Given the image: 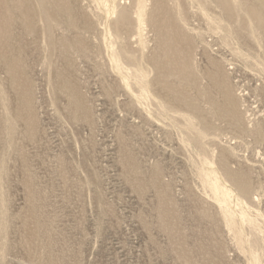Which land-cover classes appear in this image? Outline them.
Listing matches in <instances>:
<instances>
[{"label":"rangeland","instance_id":"1","mask_svg":"<svg viewBox=\"0 0 264 264\" xmlns=\"http://www.w3.org/2000/svg\"><path fill=\"white\" fill-rule=\"evenodd\" d=\"M106 1L0 0V264H264V0Z\"/></svg>","mask_w":264,"mask_h":264},{"label":"bare ground","instance_id":"2","mask_svg":"<svg viewBox=\"0 0 264 264\" xmlns=\"http://www.w3.org/2000/svg\"><path fill=\"white\" fill-rule=\"evenodd\" d=\"M97 1H98V0H97ZM99 1H100V0H99ZM134 1H135V3H137L138 5H139L140 3L143 2L144 7L146 6V5L144 4V1H146V0H134ZM151 1H152V0H151ZM101 2H102V1H101ZM103 2H104V1H103ZM106 2H107V1L105 0V3H106ZM157 2H158V1H157ZM10 3H11V2H10ZM10 3H9V4H10ZM108 4H109V3H108ZM129 4H132V3H129ZM129 4H128V5H129ZM153 4H154V3H153ZM155 4H156V3H155ZM5 5H6V4H5ZM119 5H120V4H119ZM150 5H151V4H150ZM117 6H118V5H116V7H117ZM121 6H122V5H121ZM131 6H132V5H131ZM136 6H137V5H136ZM151 6H152V5H151ZM84 7H85V6H84ZM102 7H103V6H102ZM118 7H119V6H118ZM155 7H156V5H155ZM164 7H165V6H164ZM0 8H1V7H0ZM119 8H120V7H119ZM119 8H118V9H119ZM131 8H132V7H131ZM131 8H130V9H131ZM157 8H158V7H157ZM161 8L164 9L163 7H161ZM61 9H62V8H61ZM116 9H117V8H116ZM118 9H117V10H118ZM133 9H134V8H133ZM150 9H153V8L150 7ZM159 9H160V8H159ZM165 9H166V8H165ZM167 9H168V8H167ZM0 10H1V9H0ZM126 10H127L126 7H125V8H120V9H119V13H118V14H119V15H118L119 17H118V18L116 17L117 19H114L116 24H117L118 22H120V21H123V20H125V21H129V20L131 19V15H130V13H128V15H127L126 17H123V12L126 11ZM154 10H155V8H154ZM39 11H40V9H39ZM57 11H58V10H57ZM104 11H105V10H104ZM115 11H116V10H115ZM156 11H157V10H156ZM166 11H167V10H166ZM9 12H10V11H9ZM43 12H44V11H43ZM111 12H112V11H111ZM113 12H114V11H113ZM117 12H118V11H117ZM117 12H116V13H117ZM128 12H129V8H128ZM149 12H150V11H149ZM151 12H152V11H151ZM159 13H160V12H159ZM165 13H166V12H165ZM247 13H248V12H247ZM28 14H29V13H28ZM114 14H115V13H114ZM156 14H157V13H156ZM160 14H161V13H160ZM39 15H40V13H39ZM82 15H83V14H82ZM110 15H111V14H110ZM135 15H136V14H135ZM135 15H134V16H135ZM106 16H107V15H106ZM115 16H117V15H115ZM115 16H114V17H115ZM247 16H248V15H247ZM109 17H110V16H109ZM148 17H149V16H148ZM161 17H162V16H161ZM27 18H28V17H27ZM48 18H49V17H48ZM135 18H136V17H135ZM145 18H146V17H145ZM155 18H156V16H155ZM246 18H247V17H246ZM46 19H47V18H46ZM138 19H139V18H138ZM26 20H27V19H26ZM29 20H30V19H29ZM37 20H38V18H37ZM40 20H41V19H40ZM151 20H152V18H151ZM155 20H156V19H155ZM155 20H154V21H155ZM166 20H167V19H166ZM250 20H252V18H250ZM12 21H13V20H12ZM35 21H36V20H35ZM45 21H46V20H45ZM47 21H48V20H47ZM112 21H113V20H112ZM146 21H148V20H146ZM187 21H188V20H187ZM2 22H7L6 19H5V17H4V19H3ZM26 22H27V21H26ZM30 22H31V21H30ZM107 22H108V21H107ZM136 22H137V20H136ZM142 22H143V21H142ZM144 22H145V21H144ZM182 22H184V21H182ZM134 23H135V22H134ZM137 23H138V22H137ZM185 23H186V22H185ZM4 24H5V23H4ZM126 24H127V23H126ZM126 24H124V25H126ZM73 25H74V24H73ZM79 25H80V24H79ZM88 25H89V24H88ZM106 25H107V24H106ZM127 25H128V24H127ZM129 25H130V24H129ZM136 25H137V24H136ZM122 26H123V25H122ZM137 26H138V25H137ZM140 26H141V25H140ZM169 26H170V25H169ZM87 27H88V26H87ZM96 27H97V26H96ZM123 27H125V26H123ZM132 27H134V26H132ZM154 27H155V26H154ZM45 28H46V27H45ZM125 28H126V27H125ZM129 28H130V26H129ZM134 28H135V27H134ZM157 28H158V27H157ZM158 29H159V28H158ZM188 29H189V28H188ZM112 30H114V29H112ZM119 30H120V29H119ZM130 30H131V29H130ZM134 30H135V29H134ZM141 30H142V29H141ZM161 30H162V28H161ZM161 30H160V32H161ZM88 31H89V30H88ZM115 31H116V37H117V39H122V38H123L122 35L124 34V32L121 30V31L123 32V33L121 34V33H118L117 30H115ZM164 31H165V30H164ZM160 32H159V33H160ZM5 33H6V32H5ZM129 33H130V32H129ZM157 33H158V31H157ZM112 35H113V34H112ZM128 35H129V34H128ZM157 35H158V34H157ZM161 36H162V35H161ZM161 36H160V39H162ZM125 37H126V36H125ZM163 37H164V39L166 38L165 36H163ZM110 38H111V37H110ZM127 38L129 39L128 36H127ZM111 39H112V38H111ZM142 39H143V38H142ZM135 40H136V39H135ZM140 40H141V39H140ZM165 40H166V39H165ZM165 40L162 39L163 42H164ZM123 41H125V40L123 39ZM128 41L130 42V40H128ZM125 42H127V41H125ZM129 42H128L127 44H129ZM140 42H141V41H140ZM142 42H143V41H142ZM165 42H166V41H165ZM121 43H122V42H121ZM138 43H139V42H138ZM166 43H167V42H166ZM117 44H118V42H117ZM125 44H126V43H125ZM127 44H126V46H127ZM145 44H146V43H145ZM167 44H168V43H167ZM185 44H186V43H185ZM160 45L162 46V44H160ZM194 45H196V44H194ZM120 46H121V45H120ZM133 46H134V45H133ZM133 46H132V47H133ZM161 46H160V47H161ZM163 46H164V45H163ZM185 46H187V44H186ZM197 46H198V45H197ZM117 47H118V46H116V48H117ZM124 47H125V46H124ZM191 47H192V46H191ZM195 47H196V46H195ZM125 48H126V47H125ZM161 48H162V47H161ZM168 48H169V47H168ZM188 48H190V46H188ZM118 49H119V50H122V48L120 49V47H118ZM113 50H114V48H113ZM113 50H112V51H113ZM125 50H126V49H125ZM181 50H182V49H181ZM181 50H180V53L182 52ZM188 50H189V49H187V51H186V50H184V51L189 52ZM115 51H116V50H115ZM130 51H131V50H130ZM140 51H141V50H140ZM166 51H167V50H166ZM166 51H164V52H166ZM120 52H121V51H120ZM123 52H124V51H123ZM125 52H127V51H125ZM125 52H124V53H125ZM170 52H171V51H170ZM142 53H143V51H142ZM149 53H150V52H149ZM152 53H153V52H152ZM167 53H168V52H167ZM117 54H118V53H116V55H117ZM121 54H122V53H121ZM161 54H162V51H161ZM170 54H171V53H170ZM175 54H176V53H175ZM183 54H185V52H184ZM118 55H119V54H118ZM123 55L125 56V54H123ZM132 55H133V53H132ZM135 55H136V54H135ZM143 55H144V54H143ZM143 55H142V56H143ZM163 55H164V54H163ZM167 55H169V53H168ZM180 55H181V54H180ZM113 56H114V55H113ZM136 56H137V55H136ZM157 56H159V55H157ZM165 56H166V55H165ZM182 56H183V55H182ZM188 56H189V55H188ZM115 57H118V56H115ZM126 57H127V56H126ZM134 57H135V56H134ZM140 57H141V56H140ZM140 57H139V59H140ZM143 57L146 58V56H143ZM167 57H168V56H167ZM184 57H185V56H184ZM110 58H111V57H110ZM120 58H121V57H120ZM120 58H119V59H120ZM131 58H132V57H131ZM137 58H138V57H137ZM137 58L135 57V60H138ZM145 58H144V59H145ZM148 58H149V57H148ZM180 58H181V57H180ZM189 58H190V57H189ZM142 59H143V58L141 57L140 60H142ZM161 59H162V58H161ZM169 59L172 60L173 58H172V59L169 58ZM190 59L192 60V58H190ZM10 60H11V59H10ZM140 60H139V61H140ZM145 60H146V59H145ZM170 60H169V61H170ZM176 60H177V59L175 58V61H176ZM187 60L189 61L188 58H187ZM6 61H7V60H6ZM118 61H119V60H118ZM122 61H123V60H122ZM147 61H148V60H147ZM163 61H166V62H167V60H166V59L164 60V58H163ZM169 61H168V62H169ZM8 62H9V61H8ZM11 62H12V60H11ZM125 62H126V61H125ZM133 62H134V61H133ZM172 62H174V59H173ZM178 62H179V61H178ZM214 62H216V61H214ZM9 63H10V62H9ZM141 63H142V62H141ZM183 63H184V62H183ZM185 63H186V62H185ZM189 63H190V62H189ZM189 63H188V65H189ZM191 63H192V61H191ZM118 64H119V63H118ZM135 64H136V63H135ZM166 64H167V63H166ZM214 64H215V63H214ZM8 65H9V64H8ZM119 65H120V64H119ZM126 65H127V64H126ZM133 65H134V64H133ZM136 65H137V64H136ZM150 65H151V64H150ZM168 65H169V63H168ZM173 65H176V64H173ZM173 65H172V66H173ZM183 65H185V64H183ZM186 65H187V64H186ZM188 65H187V66H188ZM212 65H213V63L211 64V66H212ZM216 65H218V64H216ZM142 66H143V65H142ZM156 66H157V65H156ZM159 66H160V65H159ZM162 66H163V65H162ZM169 66H171V64H170ZM177 66H178V65H177ZM181 66H182V65H181ZM128 67H129V66H128ZM140 67H141V66H140ZM144 67H145V65H144ZM152 67H153V66H152ZM157 67H158V66H157ZM179 67H180V66H179ZM183 67L187 70V68H186L185 66H183ZM190 67H191V66H190ZM218 67H219V65H218ZM8 68H9V67H8ZM13 68H15V67H13ZM119 68H120V66H119ZM145 68H146V67H145ZM162 68H163V67H162ZM184 68H182V69L184 70ZM192 68H193V67H192ZM216 68H217V67H216ZM121 69H122V68H121ZM131 69H132V68H131ZM135 69H136V68H135ZM142 69H143V67H142ZM142 69H139V68H138L137 71H136V70H135V71H136V76H137V78H138V83H139V84H140V85L146 90L147 87H148L152 82L150 81V82H151V83H150L149 81H147V78H148V77H147V73H146L147 71L145 72L144 69H143V70H142ZM148 69H149V68H148ZM150 69H151V68H150ZM150 69H149V70H150ZM157 69H160V70H161V68H157ZM165 69H167V68H165ZM169 69L172 70L171 67H170ZM125 70H126V69H125ZM154 70H156V68H154ZM154 70H153V71H154ZM176 70H177V69H176ZM151 71H152V70H151ZM162 71H163V70H162ZM166 71H167V70H166ZM166 71H165V72H166ZM224 71H225V70H224ZM226 71H227V69H226ZM12 72H14V71H12ZM157 72H158V71L156 70V73H157ZM163 72H164V71H163ZM167 72H168V71H167ZM167 72H166V73H167ZM183 72H185V73L187 72L186 76L188 75V71H183ZM189 72H190V71H189ZM121 73H122V72H121ZM127 73H128V72H127ZM158 73H159V72H158ZM180 73H182V71H181ZM192 73H193V72H192ZM14 74H15V73H14ZM148 74H149V73H148ZM160 74H161V72H160ZM163 74H164V73H163ZM168 74H170V72H169ZM168 74H167V75H168ZM171 74H174V73L171 72ZM193 74H194V73H193ZM125 75H126V74H124V76H125ZM128 75H129V74H128ZM170 76H171V75H170ZM170 76H169V77H170ZM172 76H173V75H172ZM177 76H179V75H177ZM193 76H194V75H193ZM212 76H213V75H212ZM222 76H223V74H222ZM14 77H15V76H14ZM156 77H160V75H159V76H156ZM156 77H154V78H156ZM182 77H183V75H182ZM224 77H225V76H224ZM131 78H133V77H131ZM135 78H136V77H135ZM135 78H134V79H135ZM149 78H150V76H149ZM149 78H148V80H149ZM161 78H162V77H161ZM164 78H165V77H164ZM176 78H177V77H176ZM180 78H181V77H180ZM189 78H190V77H189ZM194 78H195V77H194ZM194 78H193V79H194ZM206 78H207V77H206ZM150 79H151V78H150ZM209 79H210V78H209ZM14 80H15V79H14ZM152 80H153V79H152ZM159 80L161 81V79H159ZM227 80H228V79H226V81H227ZM135 81H137V80L135 79ZM154 81H155V79H154ZM156 81H157V80H156ZM179 81H180V80H179ZM14 82H15V81H14ZM133 82H134V81H133ZM162 82H163V81H162ZM165 82H166V84H168V83H167V82H168V79H167V81H165ZM169 82H170V81H169ZM181 82H182V81H181ZM188 82H189V81H188ZM190 82H191V81H190ZM196 82H197V81H196ZM217 82H218V81H217ZM138 83H137V84H138ZM155 83H156V82H155ZM218 83H219V82H218ZM123 84H124V83H123ZM128 84H129V83H128ZM166 84H164V85H166ZM169 84H170V83H169ZM172 84H173V83H172ZM190 84H191V83H190ZM196 84H198V83H196ZM207 84H208V83H207ZM140 85H139V86H140ZM173 85H174V84H173ZM175 85H177V84H175ZM175 85H174V86H175ZM198 85H199V84H198ZM210 85H211V84H210ZM213 85H214V84H213ZM213 85H212V86H213ZM216 85H217V84H216ZM223 85H225V84H223ZM223 85H222V86H223ZM139 86H138V88H139ZM151 86H152V85H151ZM168 86H169V85H168ZM171 86H172V85H171ZM179 86H180V85L178 84V87H179ZM193 86H194V85H193ZM136 87H137V86H136ZM164 87H165V86H164ZM164 87H163V88H164ZM214 87H215V86H213V88H214ZM216 87H217V86H216ZM227 87L229 88V86H227ZM166 88H167V87H166ZM173 88H174V87H172V89H173ZM176 88H177V87H176ZM176 88H175V90H176ZM194 88H196V87H194ZM203 88H205V87H203ZM169 89H170V88H169ZM172 89H170V90H172ZM180 89H182V88H180ZM192 89H193V88H192ZM199 89H200V88H199ZM219 89H220V88H219ZM147 90H148V89H147ZM147 90H146V91H147ZM170 90H169V91H170ZM173 90H174V89H173ZM185 90H187V89H185ZM194 90H195V93H196V89H194ZM211 90H213V89H210V92H211ZM216 90H217V88H216ZM224 90L226 91V92H225L226 96H224V97L226 98L225 101H224V102L226 103V107H224L225 104H224V105L222 104V106H223V109L225 108L223 112H225V114L228 115L231 111H232V112L237 111L236 109H234L236 106H234V108H232L231 111H230L231 107L229 108V106H231V104L229 105V99H234L235 97H234V98H233V97L230 98L231 95H233V94H231L230 97H229V91H228V89L225 88ZM224 90H223V91H224ZM21 91H22V89H21ZM143 91H144V90H143ZM146 91H144V92H146ZM188 91H190V90H188ZM198 91H199V90H198ZM22 92H23V91H22ZM170 92H171V91H170ZM232 92H233V91H232ZM131 93H132V92H131ZM141 93H142V92H141ZM191 93H192V92H191ZM203 93H204V92H203ZM217 93H218V92H217ZM142 94H143V93H142ZM143 95H144V94H143ZM148 95H149V94H148ZM155 95H156V94H155ZM186 95H187V93H186ZM188 95L190 96L189 92H188ZM24 96H25V95H24ZM24 96H22V98H23ZM144 96H145V98H147L146 95H144ZM189 96H188V98H189ZM199 96H201V94H200ZM202 96H203V94H202ZM205 96H206V95H205ZM205 96H204V97H205ZM185 97H186V96H185ZM206 97H207V96H206ZM143 98H144V97H143ZM222 98H223V97H222ZM204 99H205V98H204ZM210 99H213V97H211ZM23 100H24V99H23ZM138 100H139V99H138ZM180 100L183 101V99H180ZM196 100H197V99H196ZM214 100H215V99H214ZM222 100H223V99H222ZM234 100H235V99H234ZM27 101H28V100H27ZM188 101H189V100H188ZM188 101H187V102H188ZM191 101H192V100H191ZM218 101H219V100H218ZM22 102H23V101H22ZM192 102H194V101H192ZM195 102H196V101H195ZM207 102L210 103V104H212V102H210V101H207ZM207 102H206V104H207ZM221 102H222V101H221ZM236 102L238 103V101H236ZM185 103H186V101H185ZM196 103H197V102H196ZM213 103H215V102H213ZM231 103H232V102H231ZM23 104H24V103H23ZM25 104H26V103H25ZM182 104H183V103H182ZM220 104H221V103H220ZM27 105H28V104H27ZM29 105H30V104H29ZM185 105H186V104H185ZM188 105H189V104H187V106H188ZM197 105H198V104H197ZM201 105H202V104H201ZM201 105H200V106H201ZM212 105L214 106V104H212ZM218 105H219V104H218ZM218 105H215V106L217 107ZM236 105H237V104H236ZM187 106H186V107H187ZM189 106H190V105H189ZM192 106H194V105H192ZM205 106H206V105H205ZM210 106H211V105H210ZM222 106H220L221 109H222ZM21 107H22V105H21ZM173 107L175 108V106H173ZM195 107H196V105H195ZM195 107H194V109H195ZM207 107H208V105H207ZM220 107H219V108H220ZM167 108H168V107H167ZM169 108H170V107H169ZM187 108H188V107H187ZM192 108H193V107H192ZM202 108H203V107H202ZM205 108H206V107H205ZM209 108H210V107H209ZM236 108H237V107H236ZM15 109H16V108H15ZM189 109H190V108H189ZM203 109H204V108H203ZM213 109H214V108H213ZM217 109H218V108H217ZM233 109H234L235 111H234ZM164 110H165V109H164ZM171 110H172V109H171ZM17 111H18V110H17ZM20 111H21V110H20ZM165 111H166V110H165ZM167 111H168V110H167ZM169 111H170V110H169ZM178 111H179V110H178ZM178 111H177V114L181 115V116L183 117V119H184V124H185V127L187 128V129H185V130H188L189 134H190V132H191V133L194 132L192 135H188V136H190V137L193 136V138H195V139H202V138H205V137L207 136V134H208L207 132H209V130H208V131L205 130V129H204V126L201 125V123H200V119H201V118L198 119V117H197L198 114H197V113H196L197 115H195L194 112H191V111H189V110H186V112H178ZM205 111H206V110H205ZM27 112H28V111H27ZM174 112H175V111H174ZM174 112H172V113H174ZM198 112H199V109H198ZM217 112H218V110H217ZM219 112H220V111H219ZM223 112L221 111V114H222ZM18 113H19V112H18ZM175 113H176V112H175ZM204 113H205V112H204ZM211 113H213V112H211ZM236 113H237V112H236ZM238 113H239L238 115H240V110H239ZM21 114H22V112H21ZM24 114H25V113H24ZM164 114H166V113L164 112ZM200 114H201V113H200ZM213 114H215V111H214ZM213 114H212V115H213ZM216 114H217V113H216ZM216 114H215V115H216ZM231 114H232V113H231ZM231 114H230V117L232 118L233 116H231ZM166 115H167V114H166ZM168 115H171V114H168ZM215 115H214V116H215ZM171 116H172V115H171ZM176 116H177V115H175V117H176ZM200 116H201V115H200ZM200 116H199V117H200ZM221 116H222V115H220V117H221ZM235 116H236V115H234V117H235ZM241 116H242V115H241ZM17 117H18V115H17ZM175 117H174V118H175ZM230 117H229V118H230ZM242 117H244V116H242ZM29 118H30V117H29ZM202 118H204V117L202 116ZM222 118H223V117H222ZM225 118H226V117H225ZM225 118H224V119H225ZM227 118H228V117H227ZM228 120H229V119H228ZM243 120L246 121L244 118L241 120L239 117L237 118V116H236V117L234 118V120L232 119V121H233V122H232V125L235 124V126H233V127H234L236 130L239 129V130H241V131H244V130L249 126V124H248V126H246V125H245L246 122H243ZM29 121H30V120H29ZM31 121H32V120H31ZM31 121H30V122H31ZM181 121H182V120H181ZM204 121H205V120H204ZM206 121H207V120H206ZM206 121H205V122H206ZM201 122H202V121H201ZM227 122H228V121H227ZM202 123H203V122H202ZM233 123H234V124H233ZM248 123H249V122H248ZM31 124H32V123H31ZM204 124H205V123H204ZM228 124H229V123H228ZM229 125H230V124H229ZM219 126H220V125H219ZM183 127H184V126H183ZM205 127H206V126H205ZM208 127H209V126H208ZM210 127H211V126H210ZM228 127H231V125L228 126ZM252 127H253V126H252ZM213 128H214V127H213ZM216 128H217V127H216ZM216 128H215V129H216ZM220 128H221V126H220ZM250 128H251V127H250ZM253 128H256V126L253 127ZM182 129H183V128H182ZM208 129H209V128H208ZM210 129H211V128H210ZM180 130H181V129H180ZM220 130H221V129H219V131H220ZM247 130H248V129H247ZM217 131H218V130H217ZM232 131H234V129H233ZM241 131H240V132H241ZM250 131H251V130H250ZM255 131H257V129H256ZM181 132H182V130H181ZM186 132H187V131H186ZM212 132H213V131H212ZM212 132H211V133H212ZM214 132H215V130H214ZM236 132H237V131H236ZM245 132L247 133L246 130H245ZM248 132H249V130H248ZM184 133H185V132H184ZM215 133H216V132H215ZM223 133H224V132H223ZM242 133H243V132H242ZM246 133H245V134H246ZM250 133H251V132H250ZM212 134H213V133H212ZM221 134H222V133H221ZM236 134H237V136H238V133H236ZM243 134H244V133H243ZM243 134H240V136H243ZM255 134H257V133H255ZM209 135H210V134H209ZM231 135H232V134H231ZM253 135H254V134H253ZM188 136H187V137H188ZM212 136H213V135H212ZM234 136H235V134H234ZM240 136H239V137H240ZM244 136H245V135H244ZM256 136H257V135H256ZM258 136H259V135H258ZM182 137H183V135H182ZM185 137H186V136H185ZM213 137H214V136H213ZM218 137H220V135H218ZM223 137H224V136H223ZM191 138H192V137H191ZM191 138H190V139H191ZM211 138H212V137H211ZM221 138H222V137H221ZM242 138H243V137H242ZM257 138H258V137H257ZM205 139H206V138H205ZM212 139H213V138H212ZM216 139H217V138H216ZM183 140H184V139H183ZM207 140H208V139H207ZM187 141H188V140H187ZM187 141H186V142H187ZM189 141H190V140H189ZM202 141H203V140H202ZM196 142H197V141H196ZM198 142H199V141H198ZM200 142H201V141H200ZM213 142H214V140H213ZM215 142H216V141H215ZM201 143H202V142H201ZM204 143H205V142H204ZM230 143H231V142H230ZM202 144H203V143H202ZM219 144H221V143H219ZM200 145H201V144H200ZM200 145H199V146H200ZM208 145H209V144H208ZM204 146H206V145H204ZM202 147H203V146H202ZM202 172H203V171H202ZM235 172H236V171H235ZM235 172H234V174H235ZM231 173H232V172H231ZM200 176H201V175H200ZM202 176H203V175H202ZM204 176H205V175H204ZM234 176H235V175H234ZM207 179H208V178H207ZM212 179H213V178H212ZM214 179H216V178H214ZM204 181H205V178H204ZM207 181H208V180H206L205 182H207ZM211 181H212V180H211ZM211 181H210V182H211ZM214 181H215V180H214ZM216 181H217V180H216ZM202 183H203V181H202ZM217 183H218V182H217ZM217 183L214 182V183H212V185H214L215 190H216L218 193H220L221 190H220V188L218 187ZM204 184H206V183H204ZM238 184H239V183H238ZM240 184H241V183H240ZM204 186H205V185H204ZM222 187H223V186H222ZM244 187H245V186H244ZM246 187H247V186H246ZM247 189H248V188H247ZM224 190H225V188H224ZM245 190H246V189H245ZM249 191H250V190H249ZM246 192H247V191H246ZM212 193H215V192H212ZM223 193H224V191H223ZM248 193H250V192H248ZM226 194H228V193L225 192V194H222V195L224 196V197L222 198V201L225 202V203L227 202V199H226L227 197L225 198V196H227ZM228 195H229V194H228ZM217 197H218V196H217ZM217 197H216V198H217ZM214 199H215V198H214ZM228 199H229V198H228ZM216 201H217V200H216ZM227 203H228V202H227ZM219 206H220V205H219ZM232 208H233V207H232ZM222 212H223V210H222ZM239 212H240V211H239ZM223 215H224L223 218L226 217L227 222H228L229 225H230L231 223H232V224L234 223L233 219L230 218L231 215H230L229 213H227L226 210H224V214H223ZM228 219H229V221H230L231 223L228 221ZM224 220H225V219H224ZM238 220H239V219H238ZM251 222H252V221H251ZM236 226H237V225H236ZM254 228H255V227H254ZM166 229H167V228H166ZM243 233H244V232H243ZM243 237H244V236H243ZM236 239H237V238H236ZM259 239H260V237H259ZM238 240H239L240 243H243L242 238L239 237ZM252 241H253V240H252ZM254 241H255V240H254ZM257 241H258V240H257ZM260 242H261V244H262L261 247H260V249H263V250H264V235L261 237ZM260 242H259V244H260ZM251 243H252V242H251ZM255 245H256V244L253 245V243H252V244H251V248H250V251L252 252V258H251V259L253 260L252 263H253V264H262V263H263V258H261V257H263V256H261L262 254L260 255L259 250H258L260 245H259V246H258V245L255 246ZM242 248H243V247H242ZM260 252L263 253L262 250H260ZM205 255H206V254H205Z\"/></svg>","mask_w":264,"mask_h":264}]
</instances>
